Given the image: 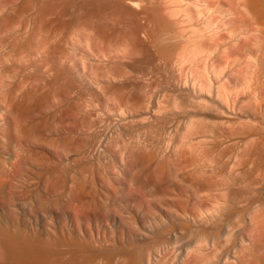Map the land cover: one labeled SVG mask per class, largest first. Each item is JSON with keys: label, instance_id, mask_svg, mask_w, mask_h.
Segmentation results:
<instances>
[{"label": "bare ground", "instance_id": "1", "mask_svg": "<svg viewBox=\"0 0 264 264\" xmlns=\"http://www.w3.org/2000/svg\"><path fill=\"white\" fill-rule=\"evenodd\" d=\"M0 264H264V0H0Z\"/></svg>", "mask_w": 264, "mask_h": 264}]
</instances>
